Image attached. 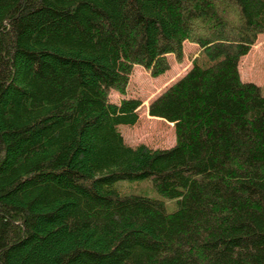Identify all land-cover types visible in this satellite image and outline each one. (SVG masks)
<instances>
[{
  "label": "trees",
  "instance_id": "16d2710c",
  "mask_svg": "<svg viewBox=\"0 0 264 264\" xmlns=\"http://www.w3.org/2000/svg\"><path fill=\"white\" fill-rule=\"evenodd\" d=\"M262 32L264 0H0V264H264ZM185 42L148 107L175 144L128 145L103 90ZM149 176L174 211L117 186Z\"/></svg>",
  "mask_w": 264,
  "mask_h": 264
},
{
  "label": "rangeland",
  "instance_id": "374dc122",
  "mask_svg": "<svg viewBox=\"0 0 264 264\" xmlns=\"http://www.w3.org/2000/svg\"><path fill=\"white\" fill-rule=\"evenodd\" d=\"M185 43L182 63L176 60L173 53L159 57L151 69L122 59L120 81L115 87L103 90L105 98L117 110L131 109L137 111L139 115L135 124L118 126L128 145L136 146L144 143L153 148H165L175 144L174 124L164 118L150 115L148 107L151 100L190 67L191 58L198 48L196 44ZM239 70L243 80L264 86V32L258 35L250 51L241 58ZM117 186L124 193L161 198L165 201L168 211H174L177 208V200L162 196L154 188L153 179L150 176L119 180Z\"/></svg>",
  "mask_w": 264,
  "mask_h": 264
}]
</instances>
